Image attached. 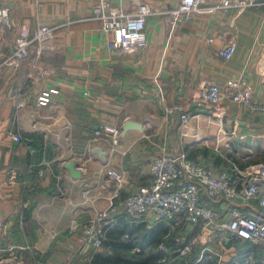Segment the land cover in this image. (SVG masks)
<instances>
[{
  "label": "crops",
  "instance_id": "obj_1",
  "mask_svg": "<svg viewBox=\"0 0 264 264\" xmlns=\"http://www.w3.org/2000/svg\"><path fill=\"white\" fill-rule=\"evenodd\" d=\"M138 1L155 7L174 4L170 0ZM1 2L17 23L29 19L32 24L60 27L55 33V50L36 63L48 70L45 76L29 83L33 57L0 75V264H99L100 256L114 253L154 263L159 257L156 245L165 239L167 224L125 216L122 201L115 223L105 229L101 247H81L82 226L94 211L109 204L106 168L129 171L132 182L123 192L148 184V161L164 148L184 143L179 110L206 117L211 112V106L198 104L208 82L226 86L229 79L242 77L252 89L253 101L264 103V82L257 74L264 46V4L239 14L228 10L197 14L170 33L162 19L150 16L145 48L119 55L107 50L109 36L91 18L95 0ZM111 2L124 7L131 4V0ZM211 36L214 40L210 42ZM232 37L238 49L226 60L219 50ZM19 87L26 105L16 113L13 95ZM51 87L59 92L46 106L38 105L37 96ZM225 103L226 133L219 131L220 120L213 117H208L214 122L208 131L213 141L226 137L225 153H229L225 157L221 153L220 162L209 161L231 166L230 160L243 168L264 163V111L250 112L230 98ZM168 107L174 108L173 115L168 114ZM127 119L142 123L143 130L130 128L123 133ZM197 121L192 119L196 126ZM115 127L120 137L113 151ZM98 129L102 133L96 137ZM15 131L39 136L44 152L35 149L31 153L25 137L14 141L10 132ZM95 147L105 152L104 158L93 151ZM70 159L81 173L78 178L64 167ZM117 242L124 244L116 246ZM234 246L227 252L233 261L264 264V241H241Z\"/></svg>",
  "mask_w": 264,
  "mask_h": 264
},
{
  "label": "built area",
  "instance_id": "obj_2",
  "mask_svg": "<svg viewBox=\"0 0 264 264\" xmlns=\"http://www.w3.org/2000/svg\"><path fill=\"white\" fill-rule=\"evenodd\" d=\"M170 1L174 4L155 7L150 2L131 0V4L124 7L111 0H95L91 18L98 20L100 29L108 34L107 50L125 55L147 45L145 25L150 16L162 19L170 33L177 24L190 21L197 14L227 10L239 14L264 4V0ZM59 27L48 23L32 24L29 19L17 23L10 19V8L0 0V75L33 57L27 75L29 83L45 76L48 70L37 67L36 63L46 53L55 50V33ZM213 40L214 36H211L209 41ZM262 48L257 74L264 82V46ZM237 49V41L232 37L220 48L219 55L228 60ZM58 92L54 87L41 91L37 104L46 106L51 96ZM229 98L250 112L264 111V103L253 101L252 89L242 77L229 79L226 86L215 81L208 82L202 88L198 104L212 107L208 117L220 120L219 131L225 132L223 118L227 111L225 101ZM13 99H17L18 113L26 105L21 87L14 93ZM167 112L173 115L174 108L168 107ZM195 118L199 122L200 113L179 110L178 126L185 127ZM101 133L100 129L94 131L96 137ZM111 134L112 142H117L119 127H115ZM10 135L14 141L24 140L18 131L10 132ZM33 151L34 148H30V152ZM228 163L232 165L218 166L202 157L192 159L181 142L164 148L160 155L148 161L151 180L132 189L122 199V212L131 219L148 224H167L165 239L156 245L159 257L151 264H242L233 261V256L227 257L234 244L264 241V163H251L245 168L230 160ZM42 174L43 171H39V175ZM106 174L115 189L108 197L107 207L94 211L82 226V248L99 249L106 227L114 222L113 216L119 213L118 203L112 199L128 184V172L107 167ZM20 223H23L22 216Z\"/></svg>",
  "mask_w": 264,
  "mask_h": 264
},
{
  "label": "rangeland",
  "instance_id": "obj_3",
  "mask_svg": "<svg viewBox=\"0 0 264 264\" xmlns=\"http://www.w3.org/2000/svg\"><path fill=\"white\" fill-rule=\"evenodd\" d=\"M34 13V12H33ZM9 35V34H8ZM4 43H5V41H4ZM4 45V44H3ZM3 47V46H2ZM204 118V119H203ZM214 118H216V117H213L212 119L214 120ZM216 119H218V118H216ZM200 122H199V125L197 124V126H196V124H193L192 123V120L184 127V130H182V132H185L186 133V135L184 136V148L186 149V151H187V153L190 155V153L192 152V153H198L197 154V157H198V155L200 154V153H202V158L204 159V160H207V161H209L210 159L211 160H213V161H215L216 160V157L217 156H219V157H221L222 155H221V153H225V147H226V144H224V140L226 139V137L225 138H221V141H217L216 139H215V141H213L212 140V138H213V136L211 135V134H209L210 132L208 131V130H210V126H212V124H214V122H213V120H210L208 117H206V116H200ZM205 123V124H204ZM193 124V125H192ZM194 126V127H193ZM197 128H196V127ZM214 126H212L211 128H213ZM200 132V133H198V132ZM172 133H175V134H177L176 133V131L174 132V131H172ZM120 137V136H119ZM220 142V144H218ZM112 150L113 151H115V149H117L118 147V142H115V143H113L112 142ZM218 149V150H216V148ZM205 148H207V149H209V153H213L212 152V150H214L215 149V153H214V155H211V156H209V157H207V156H205V154H204V152H203V150L205 149ZM217 151H220L217 155H216V152ZM247 151L248 150H245V149H242L240 152L243 154H247ZM227 153H229V152H226L225 154H224V157L225 156H227ZM204 154V155H203ZM196 157V158H197ZM195 158V159H196ZM257 161V160H256ZM128 172V182H132L131 181V179L129 180V171H127ZM132 178V177H131ZM134 181V180H133ZM104 182H106V183H108L109 184V186H108V190H110V194L109 195H111L112 193H113V191H114V189H115V186H114V184H112V183H110V181H109V179H108V175H106V179H105V181ZM130 184V183H129ZM124 188H125V186L124 187H122L121 189H120V191H119V194H118V196H116V197H114L112 200H113V202H115V203H119L120 201H122V199L128 194L127 192H123V190H124ZM131 192V191H130ZM124 193V194H123ZM120 213V212H119ZM118 214V213H117ZM117 214L116 215H114L113 217H114V222L112 223V224H114L115 223V220L117 219Z\"/></svg>",
  "mask_w": 264,
  "mask_h": 264
},
{
  "label": "trees",
  "instance_id": "obj_4",
  "mask_svg": "<svg viewBox=\"0 0 264 264\" xmlns=\"http://www.w3.org/2000/svg\"><path fill=\"white\" fill-rule=\"evenodd\" d=\"M23 137H25V139L30 141V148H34V150L36 149L37 151H42L44 152L45 149H43L44 146V142L41 141V139H39V136H35L33 133L32 134H28L25 133L23 135ZM205 156H211L214 155L213 153H209V149L205 148L203 150ZM198 153H190V155L188 154V156L190 158H196ZM221 159H219V156L216 157L217 162H220ZM124 244V243H123ZM121 242H117V245H123ZM100 260H99V264H148V260L147 258H143V257H133L132 259H127L125 257H123L122 255H120L119 253H114L112 255H107V256H100Z\"/></svg>",
  "mask_w": 264,
  "mask_h": 264
},
{
  "label": "water",
  "instance_id": "obj_5",
  "mask_svg": "<svg viewBox=\"0 0 264 264\" xmlns=\"http://www.w3.org/2000/svg\"><path fill=\"white\" fill-rule=\"evenodd\" d=\"M130 128L132 129H136L138 131H142L143 128H142V123L138 122V121H135L133 119H127L124 121L123 125H122V132L124 133L125 131L129 130ZM94 152L98 153L99 156L101 158H104L105 157V152L104 151H101L100 148L98 147H95L93 149ZM65 168H67L70 172V175L74 178H78L80 177L81 173L79 170H77V168H75L74 166V161L72 159L66 161L65 165H64Z\"/></svg>",
  "mask_w": 264,
  "mask_h": 264
},
{
  "label": "bare ground",
  "instance_id": "obj_6",
  "mask_svg": "<svg viewBox=\"0 0 264 264\" xmlns=\"http://www.w3.org/2000/svg\"><path fill=\"white\" fill-rule=\"evenodd\" d=\"M203 119H204V118H203ZM199 121H200V120H199ZM197 122H198V121H197ZM198 123H199V122H198ZM198 123H197V124H198ZM204 124H205V123H204ZM192 125H193V124H192ZM193 127H194V126H193ZM195 127H196V126H195ZM196 128H197V127H196Z\"/></svg>",
  "mask_w": 264,
  "mask_h": 264
}]
</instances>
